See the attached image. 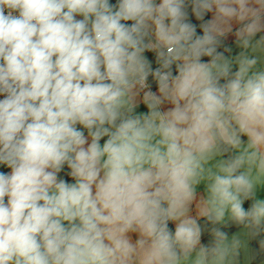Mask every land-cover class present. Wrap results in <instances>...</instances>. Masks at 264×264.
I'll list each match as a JSON object with an SVG mask.
<instances>
[{
	"label": "clouds",
	"instance_id": "obj_1",
	"mask_svg": "<svg viewBox=\"0 0 264 264\" xmlns=\"http://www.w3.org/2000/svg\"><path fill=\"white\" fill-rule=\"evenodd\" d=\"M260 33L264 0H0V264L264 257Z\"/></svg>",
	"mask_w": 264,
	"mask_h": 264
},
{
	"label": "crops",
	"instance_id": "obj_2",
	"mask_svg": "<svg viewBox=\"0 0 264 264\" xmlns=\"http://www.w3.org/2000/svg\"><path fill=\"white\" fill-rule=\"evenodd\" d=\"M110 3L115 4V3H116V0H110ZM189 12H190V8H189ZM210 15H211V14H208V16H210ZM77 19H82V17L78 16ZM128 23L130 24L131 22H128ZM235 26H238V25H235ZM198 32H201V34H202V30H200L199 28H198ZM259 35H264V33H260V34H258L256 38H259ZM232 39H234V37H231V36H230V37H229V40L226 41V43H230V41H231ZM233 48H234V51H239V49H236L234 45H233ZM146 55L148 56V58H149L150 60H153V59H154V55H153L152 53H146ZM226 55H228V54L226 53ZM205 59H207V58H205ZM149 82L152 83V81H151V77L149 78ZM156 90H157V89H156V86H155L154 83H153V91H156ZM139 110H140V111H145V112L147 111V109H146L145 107H143L142 105L140 106ZM85 132H86V130H85ZM104 139H106V138H104ZM101 143H103V140L101 141ZM10 171H11V169H9L7 172H10ZM68 171H69V169H68L67 166L65 165V169H64V171H62V172L59 174V176H60L61 178L69 179V178L67 177V175H66V173H67ZM203 195H204V190H203V185H201V186L198 187V190H197V200H199V198H200L201 196H203ZM257 195H258L259 197H261V198H264V191L258 190ZM6 199H7V198H6ZM250 203H251L250 201H246V202H245V204H244L245 209H247V208L250 206ZM197 211H198V210L196 209V207H195V202H194V204H193V209H192V212H191V215L196 216V215H197ZM199 222L203 225V224H204V219L201 218ZM169 226H170V228H172V229L174 230V227H175L174 224L170 223ZM223 230L226 231V232L229 234V236H231V235H233L234 233L238 232V231H239V228H238L236 225H231V226H229V227H227V228H224ZM133 239H135V236H133ZM210 240H211V237H210V235L206 232V233L202 236V242H203V243H208ZM250 248L253 249L254 251H257V250H258V241H256V240L251 241V242H250ZM241 259L243 260V257H242ZM262 260H264V257L257 256L256 259L253 261V264H261V261H262Z\"/></svg>",
	"mask_w": 264,
	"mask_h": 264
},
{
	"label": "trees",
	"instance_id": "obj_3",
	"mask_svg": "<svg viewBox=\"0 0 264 264\" xmlns=\"http://www.w3.org/2000/svg\"><path fill=\"white\" fill-rule=\"evenodd\" d=\"M10 168H7L6 166L4 165H0V171H4V172H7Z\"/></svg>",
	"mask_w": 264,
	"mask_h": 264
},
{
	"label": "built area",
	"instance_id": "obj_4",
	"mask_svg": "<svg viewBox=\"0 0 264 264\" xmlns=\"http://www.w3.org/2000/svg\"><path fill=\"white\" fill-rule=\"evenodd\" d=\"M14 14L18 15V13H14ZM3 98H4V96L3 95H0V99H3Z\"/></svg>",
	"mask_w": 264,
	"mask_h": 264
}]
</instances>
